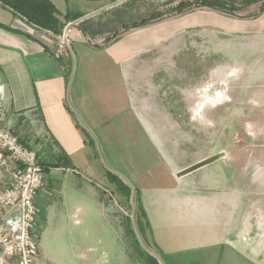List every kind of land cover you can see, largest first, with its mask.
Here are the masks:
<instances>
[{"label":"crops","instance_id":"1","mask_svg":"<svg viewBox=\"0 0 264 264\" xmlns=\"http://www.w3.org/2000/svg\"><path fill=\"white\" fill-rule=\"evenodd\" d=\"M48 1L56 7L59 32L0 2V127L39 152L45 174H74L78 205H103L102 192L115 205H121L119 198L135 210L123 217L127 264H264L261 233L248 232L252 223L240 219L238 184L222 190L201 184L220 157L197 168L206 156L184 160L172 150L174 114H192L206 72V17L197 13L113 34L77 26L71 51L58 54L54 36L74 17L58 11L63 0ZM94 1L96 6L74 16L111 4ZM107 147L115 149L112 168L104 160ZM128 147L142 154L128 159ZM137 220L139 243L128 229Z\"/></svg>","mask_w":264,"mask_h":264},{"label":"rangeland","instance_id":"2","mask_svg":"<svg viewBox=\"0 0 264 264\" xmlns=\"http://www.w3.org/2000/svg\"><path fill=\"white\" fill-rule=\"evenodd\" d=\"M70 1H60L57 8L71 17L98 4L94 0H72L73 4L69 5ZM182 1L187 4L185 11L176 12ZM199 1L127 0L84 25L90 31L113 34L143 20L181 21L197 13L206 17L203 25L206 72L200 74L192 114H174V128L170 131L172 141L175 138L172 150L184 160L206 156L199 167L222 154L200 177L201 184L219 190L236 188L238 184L240 219H249L252 226L247 227L248 232L261 233L264 240V13L255 16L261 3L249 5L246 0H225L234 1L239 9L235 14L192 4ZM198 105H201L199 113ZM107 150L104 160L112 168L111 154L115 149L111 152L107 147ZM126 153L128 159L142 154L130 152L129 147L124 149L123 154ZM65 166L70 167L69 163ZM105 187L109 188L104 184L102 188ZM43 193L36 199L37 264H127L128 235L123 217L129 219L133 215L128 203L122 205L116 195L121 205H115L109 194L101 192L103 205L95 200L78 205L74 200V174L64 170L46 174ZM260 220L263 229H259ZM128 229L131 241L139 243L137 226L128 223ZM133 229L136 233L131 232Z\"/></svg>","mask_w":264,"mask_h":264},{"label":"built area","instance_id":"3","mask_svg":"<svg viewBox=\"0 0 264 264\" xmlns=\"http://www.w3.org/2000/svg\"><path fill=\"white\" fill-rule=\"evenodd\" d=\"M78 19L54 36L58 54L71 51L72 31L82 23ZM45 170L37 150L0 127V264H37L36 199L45 188Z\"/></svg>","mask_w":264,"mask_h":264},{"label":"trees","instance_id":"4","mask_svg":"<svg viewBox=\"0 0 264 264\" xmlns=\"http://www.w3.org/2000/svg\"><path fill=\"white\" fill-rule=\"evenodd\" d=\"M1 3L8 5L13 10L17 11L21 15H23L28 21L39 26L43 29L52 30L53 32L60 31V21L55 14L56 8L54 5L48 0H0ZM246 2L251 4L261 3L259 12L255 15L258 16L264 13V0H246ZM199 7H208L214 10L228 12L230 14H235L239 9L235 5L234 1L229 2L225 0H201L197 3H192ZM186 2L183 1L179 3V5L175 8L176 12H184L186 7ZM80 18V17H79ZM74 19H78V17L74 16ZM86 21L79 24L80 27H83ZM150 21L143 20L141 23L134 24L129 27H138L141 25L148 24ZM84 29H88V27H84ZM95 30H91L90 32H94ZM100 32V31H95ZM137 228L142 236V228L139 225V221L137 220ZM132 231V230H131ZM136 242V240H135ZM140 250V252H139ZM138 253L142 254V250L138 249Z\"/></svg>","mask_w":264,"mask_h":264},{"label":"water","instance_id":"5","mask_svg":"<svg viewBox=\"0 0 264 264\" xmlns=\"http://www.w3.org/2000/svg\"><path fill=\"white\" fill-rule=\"evenodd\" d=\"M126 1H127V0H118V1H116V2H114V3H111L110 5H107L106 7L102 8L101 10H98V11H96V12H93V13H90V14L85 15V16H83V17H80V18L78 19V22H84V21H86V20H88V19H90V18H92V17H94V16H96V15H98V14H100V13L106 11V10H109V9H111V8H113V7H115V6L119 5V4H121V3H124V2H126ZM0 87H3V77H2L1 74H0ZM219 157L222 158V154H221ZM200 165H202V163L199 164L198 167H199ZM133 207H134V209H135V205H134ZM134 214H135V210L133 211V216H134Z\"/></svg>","mask_w":264,"mask_h":264}]
</instances>
